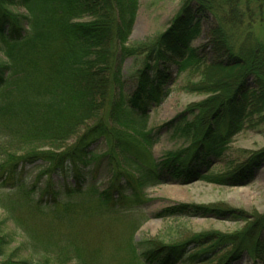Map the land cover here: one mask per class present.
<instances>
[{
	"label": "trees",
	"instance_id": "16d2710c",
	"mask_svg": "<svg viewBox=\"0 0 264 264\" xmlns=\"http://www.w3.org/2000/svg\"><path fill=\"white\" fill-rule=\"evenodd\" d=\"M138 7L139 0H0V191L19 196L1 197L0 206L24 236L17 248L23 256L12 259L7 247L16 235L0 221V264H87L88 245L80 235L91 218L143 210L150 201L146 190L165 177L215 181L211 170L226 158L232 138L264 126V0H184L157 40L132 46ZM84 15L93 20L73 21ZM200 27L211 52L193 46ZM130 58L131 89L124 80ZM186 71L200 75L190 90L205 97L163 125L187 145L157 159L151 149L160 133L149 127L150 112ZM90 120L95 124L67 145ZM263 163L264 151L216 182H250ZM21 206L45 220V236L16 215ZM195 208H166L160 216L206 215V207ZM141 215L132 217L126 243L131 264H236L246 254L264 263L263 218L239 241L206 235L165 248L135 241ZM76 227L79 235L56 238V231Z\"/></svg>",
	"mask_w": 264,
	"mask_h": 264
},
{
	"label": "rangeland",
	"instance_id": "374dc122",
	"mask_svg": "<svg viewBox=\"0 0 264 264\" xmlns=\"http://www.w3.org/2000/svg\"><path fill=\"white\" fill-rule=\"evenodd\" d=\"M183 3L184 0H139L136 19L128 41L129 44L137 46L144 42L157 40L170 27L171 22L181 10ZM16 10L20 13H26V9L21 6H18ZM92 20L91 16L84 15L73 21L87 23ZM261 32L262 34L264 33V31ZM201 45L206 46L207 51L211 52L214 50L206 35L205 28L202 27H200L198 40L193 43L194 47ZM133 68L134 60L130 58L124 65V80L126 88L129 89L133 87L135 81ZM175 78L167 99L163 104L153 108L150 112L149 127L160 133L159 141L151 149L153 156L157 159H160L168 151L187 145L183 141L182 136L172 137L171 133L167 132L166 128H163V125L174 120L180 112H183L194 103L200 102L205 97L201 93L190 90L192 83L200 81V75L196 74L195 71L191 74H188L186 71ZM94 124V120L86 122L79 132L68 141L67 145L74 143L85 130ZM184 127H179L180 131L185 132L186 129ZM262 151H264V126L255 129L245 128L232 138L226 158L213 166L210 177L215 181L200 179L189 183H180L170 179V177H165V182L146 190L150 201L142 206L143 210L135 213H125V211L120 210L118 214L117 212H109L102 214V217L98 215L91 218L88 228H84L80 235L86 241H83V243L85 242V245H88L86 246V263L131 264L133 255L130 252L129 245H126V243L130 240L129 237L132 231L130 226L134 215L139 216L138 219H140V215L142 214L141 216L144 219L135 231L134 239L136 242L150 240L167 248L170 244H183L195 237L198 238L199 236L206 235H212V238L235 235V241H237V238L238 241L241 240L247 233L250 234L251 226L254 222L261 221V218L264 219V163L257 170L254 179L245 184L237 185V182L231 179L228 181V184L216 181L221 180L231 170L243 168L251 157ZM33 171L39 174L41 169L36 168ZM104 174L105 172L100 170L97 176L99 189L105 187L106 179H104ZM46 179L45 175L42 178L43 182L40 183V186H42V183ZM35 188L38 191L40 187L36 185ZM38 194L36 192V195ZM9 195L13 200H19V196H15L13 192L0 191V198L8 199ZM74 198L75 200H81L82 197L75 195ZM183 205L186 209H190L192 206L196 207L198 212L199 207H206V215H189L185 213L176 216H160L166 208L169 211L182 210L181 207ZM228 211L231 214H227ZM216 212L217 214H215ZM37 214V211L32 210L31 212L27 207L23 206L16 213L17 216L23 218L24 222L29 227H33L34 230L39 231L43 229L44 231L41 235L45 236V231H47L44 228L45 226H43L45 220ZM0 221H3L5 232L16 235L15 242L7 247V254L12 259L20 258L24 253L17 250V248L19 243H23L24 241L23 233L10 219L8 212L2 206H0ZM79 229L76 227V229L72 230H58L56 231V238L60 239L66 233L69 235L77 233L79 235ZM79 238L78 236L75 239ZM252 242L256 243V238ZM260 244V249L263 251L264 243L260 242ZM225 253L226 250H223L216 254L213 259H220ZM236 264L255 263L246 254ZM260 264L264 263L261 262Z\"/></svg>",
	"mask_w": 264,
	"mask_h": 264
}]
</instances>
